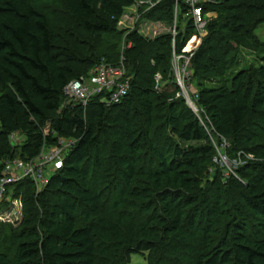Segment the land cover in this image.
I'll list each match as a JSON object with an SVG mask.
<instances>
[{
  "label": "trees",
  "instance_id": "trees-1",
  "mask_svg": "<svg viewBox=\"0 0 264 264\" xmlns=\"http://www.w3.org/2000/svg\"><path fill=\"white\" fill-rule=\"evenodd\" d=\"M134 1L61 0L89 35L113 33ZM153 1L138 12L172 26L177 8L176 35L147 40L130 31L127 94L108 106L94 96L83 107L62 103L64 87L83 71L75 66L76 49L51 29L38 0H0V177L16 149L24 161L34 160L59 138L75 140L44 185L28 177L10 184L0 214L18 208L21 216L17 228L0 221V264H127L144 250L146 264H264V64H242L229 83L208 84L234 65L239 48L262 46L254 29L264 22V0L202 3L213 16L190 58L202 122L183 97H174L171 43L179 53L194 33L188 5ZM102 57L115 61L94 52L85 60L95 65ZM12 132L23 134L20 145L10 143ZM209 133L228 140L226 156H242L235 176L225 177L212 161ZM109 169L121 178L113 193L112 173L97 185ZM142 192V222L132 234L121 205ZM103 197L113 219L102 215Z\"/></svg>",
  "mask_w": 264,
  "mask_h": 264
},
{
  "label": "rangeland",
  "instance_id": "rangeland-1",
  "mask_svg": "<svg viewBox=\"0 0 264 264\" xmlns=\"http://www.w3.org/2000/svg\"><path fill=\"white\" fill-rule=\"evenodd\" d=\"M39 5L42 6V9L45 10L47 13V16L49 18V23L51 29L56 32V34L59 36V38L62 39V41L70 47H73L76 49L78 53L77 61L75 62L76 69L78 71H83V74L87 75L92 70L94 65H88L86 63V58L89 56L92 57V53L94 52L96 56H99L100 54H108L112 59H115L113 63L118 62L121 60V57H124V50L127 47L126 42V35L132 31L136 30L142 37H144L147 40H154L155 38L168 33L171 31V24L164 22V21H152L148 20L145 17H142L143 12H138L136 7L130 6L129 8L124 9L123 13L118 17V20L115 24V31L109 34H98V35H89L86 33L83 29L77 27L74 25L73 19L69 15V13L66 11L64 4L61 2V0H38ZM213 16L211 13L208 14V19ZM254 34L257 36L258 40L262 43V46L259 47L257 51H253L250 49L245 48H239L238 54L236 56V62L234 65L227 69L225 73L221 76L220 81H211L208 83L211 86L215 85H222L229 83L231 79L233 78L234 74L239 71L240 67L245 65V63H249L252 66L257 65L258 63L264 64V22L260 23L256 26L254 29ZM129 43V42H128ZM173 47V43H171ZM110 47H113L112 50L109 49ZM131 47V45H130ZM190 47V45L187 47V49ZM115 48V49H114ZM118 52H117V51ZM113 52V53H112ZM117 52V53H116ZM111 53V55H110ZM96 58V57H94ZM237 60L239 62H237ZM171 61H172V55H171ZM86 71V72H85ZM162 85V83L156 82L154 88L160 89L159 87ZM193 88L196 89V87L193 84ZM182 97V94H180L179 89H177L176 92H174V97ZM73 103L72 101L63 98L62 103ZM200 117L202 118L201 114ZM20 134L21 140H23V134ZM210 142L214 147V151L216 152L215 156L212 157V161H214V158L218 155V153H221L225 155L226 162L223 164L218 163L221 165L222 173L225 177H228V175L235 176L234 168L236 165H239L241 161H243L242 156L238 154L235 157L226 156L227 154V148L229 147V142L226 139V142L228 144H225L224 147H222V143L219 140L217 136L214 134H210ZM204 142H190L185 143L187 145H194L199 146L203 144ZM56 149H48L46 159H50L52 154L56 153ZM246 158H253L252 154L244 155ZM13 159L24 163V160L22 157H20L17 153L13 155ZM13 162V161H12ZM26 162V161H25ZM48 164H45V167H47ZM19 166V165H18ZM15 168V165H13ZM50 167V166H48ZM2 171H4V168H2ZM210 175H214L215 170L209 169ZM19 173H22L19 171ZM109 173V174H108ZM118 177V179L111 180L113 183L110 182L109 187L107 189H110V192H115L116 188L114 186L115 181L118 183V181H121V178L116 175L117 172H115L113 169H109L106 171V174H103V178L97 179V185L100 187L104 184V179L107 181H110V179L113 177L112 175ZM17 175V174H16ZM20 175V174H19ZM24 175V174H23ZM47 176V172L45 173ZM222 175V174H221ZM22 179V177H21ZM106 186V185H105ZM8 194L12 195L13 193V187L10 185L7 186ZM143 197H135L129 198L126 200L127 202L125 204L121 205V208L124 210L125 215L122 217V223L123 226H126L132 234H136V229L138 228L139 224L142 222L141 220V212L140 208L137 207V204H139L145 197L146 192H142ZM148 195H152L154 197V190H151L148 192ZM104 200V206L102 207V215L108 218H114L115 212H113L110 209L108 199L106 197L102 198ZM129 199H133L129 200ZM136 201V202H135ZM146 202V201H145ZM139 211V212H137ZM21 212L13 210V211H4V214L0 217V221L9 223L13 228H17L20 222V214ZM12 253V251H11ZM148 250H144L143 253H133L130 255L129 262L127 264H146L147 263V256H148Z\"/></svg>",
  "mask_w": 264,
  "mask_h": 264
},
{
  "label": "built area",
  "instance_id": "built-area-1",
  "mask_svg": "<svg viewBox=\"0 0 264 264\" xmlns=\"http://www.w3.org/2000/svg\"><path fill=\"white\" fill-rule=\"evenodd\" d=\"M212 1L213 0H184L189 8L188 13L193 22L194 33L187 39L179 53L174 50V45L172 50L171 63L175 84L179 87L180 94H182L186 103L192 111L197 114L201 122V109L197 105V90L193 88V85L190 82V58L200 45L202 38L206 33L207 17L210 13H205L203 11L202 3ZM154 4L153 0H135L132 6L136 7L138 11V7H146L147 10L154 6ZM175 11V18L171 28L173 37L176 35L175 26L177 23V8H175ZM172 43L174 44V41H172ZM130 45L131 43L127 42V47ZM189 45L190 47L187 49ZM154 79L156 82H159L161 75L156 73ZM129 88L130 81L129 76L127 75L124 57H121V60L116 63L108 61L106 58L102 57L94 65L93 70L89 74H81L77 78L70 80V82L64 87L62 94L66 99L70 100V102H73L71 103L72 106L81 105L84 107L94 96H99V100L108 106L110 104L119 103L127 94ZM218 138L222 143V147H224L225 144H228L223 136H219ZM9 141L14 146L20 145L22 142L18 132H12L9 134ZM74 142L75 140L72 138H59L56 144L43 146L39 156L34 160L30 159L26 162L24 161V163H20L14 159L12 160L13 162L8 160L5 163L4 171H1L0 202L2 200L11 199L7 191V186L11 183L17 182L21 177H28L39 187L44 185L49 176L57 169L61 168L63 160L73 147ZM52 148L57 150L56 153L52 154L50 159H46V157H48L46 151ZM214 161L223 164L226 162V157L225 155L218 153L214 158ZM45 164H48L47 167H45ZM13 165H15V168ZM19 171L22 173H19ZM46 172L47 176L45 175ZM1 216L2 215L0 214V217Z\"/></svg>",
  "mask_w": 264,
  "mask_h": 264
}]
</instances>
